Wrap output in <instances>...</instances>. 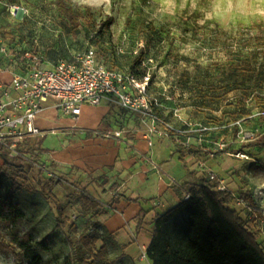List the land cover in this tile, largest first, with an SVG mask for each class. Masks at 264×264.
Listing matches in <instances>:
<instances>
[{
    "label": "rangeland",
    "instance_id": "rangeland-1",
    "mask_svg": "<svg viewBox=\"0 0 264 264\" xmlns=\"http://www.w3.org/2000/svg\"><path fill=\"white\" fill-rule=\"evenodd\" d=\"M57 1L0 0V52L6 48L39 54L43 65L52 68L92 49L109 66L128 70L144 49L145 61L156 75L155 92L164 104L162 120L175 132L168 138L177 147L196 145L210 151L214 157L208 154L204 162L219 156L220 143L229 151H242L224 154L229 161L245 162L241 180L250 188L240 194L234 207L243 219H257L253 230L259 233L257 239L264 248V150L247 147L260 139L264 124L251 94L245 95L238 112L237 97L243 90L234 86L226 95L228 89L224 88L229 84L225 76L229 58L264 50V0H68L76 7L78 24L59 10ZM108 21L111 24L104 25L101 33L90 26L99 28ZM261 65L264 52L255 63L257 69ZM211 85L218 92L209 91ZM47 119L54 124L50 129L60 132L57 117L52 114ZM235 126L239 128L236 139ZM8 162L16 167L18 187L12 189V180L5 179L0 196L13 192L14 201L26 215L24 229L32 233L42 264H62L76 253L70 231L73 224L78 235L97 233L105 243L110 242L112 237L95 227L99 225L96 212L81 205L77 183L68 185L56 174L48 178L47 172L54 173L52 166L37 155L9 156ZM40 184L59 198L71 219L68 227L57 226V211L42 197ZM175 231L176 225H172L170 232ZM101 246L102 242L98 244ZM0 264L16 263L0 254Z\"/></svg>",
    "mask_w": 264,
    "mask_h": 264
},
{
    "label": "crops",
    "instance_id": "crops-1",
    "mask_svg": "<svg viewBox=\"0 0 264 264\" xmlns=\"http://www.w3.org/2000/svg\"><path fill=\"white\" fill-rule=\"evenodd\" d=\"M17 59L13 53L8 56L0 52L3 66L0 96L1 88L8 87L14 76L23 72L24 67ZM7 66L9 70H5ZM119 110L107 103L98 107L84 106L79 119L74 120L59 115L53 109V102H48L36 119V126L42 133L30 139L32 151L52 166L54 173H49L54 177L59 175L68 185L77 183L80 194L86 193L101 203L97 220L101 233L112 237L106 245L114 264H152L143 254L152 242L154 222L157 216L184 199L186 185L193 182L189 172L199 170L203 153H185L184 162L181 161L179 151L187 147H177L173 140L161 136L165 132L161 127L149 134L150 120L122 111L121 114ZM52 114L60 123V132L50 129L54 124L47 117ZM160 116L164 123L166 120H162L161 113ZM118 128L125 131L122 138H105L106 131ZM54 136L69 140H56ZM151 160L159 165V172L153 170ZM244 166L245 162L229 161L224 154L206 162V169L220 181L219 188L233 194L231 207L237 211L236 199L250 190L242 184ZM114 199L118 201L113 203Z\"/></svg>",
    "mask_w": 264,
    "mask_h": 264
},
{
    "label": "trees",
    "instance_id": "trees-1",
    "mask_svg": "<svg viewBox=\"0 0 264 264\" xmlns=\"http://www.w3.org/2000/svg\"><path fill=\"white\" fill-rule=\"evenodd\" d=\"M57 6L62 13L71 17L73 23L78 24L75 18L76 7L73 3H68V0H58ZM84 10L89 9L85 7ZM110 24L111 21H108L99 28L96 25H89L94 32L101 33L103 26L107 27ZM7 50L15 56L25 54L15 50ZM263 52L264 50L255 49L244 57L229 58L226 62L227 73L225 75L229 84L224 87L228 89L226 95L234 91L232 89L234 86L243 90V95L237 97L238 112L243 106V99H246L245 95L251 94L260 112L261 124H264V66L261 65L257 69L255 63ZM101 59L105 66L123 70L116 66H109L103 58ZM145 59L146 51L141 49L134 57L130 68L124 71L130 72L142 80L146 70L141 68V64ZM155 78L156 75L152 74L149 92L157 95ZM208 90L218 92V89L212 85ZM119 109L120 112L130 116L140 117L139 114ZM160 112L157 110L153 112L154 116L158 118V126L168 134L175 135L173 129L167 127L165 122L162 123ZM235 115L237 116L238 113ZM215 122L221 124L217 120ZM235 128L234 139L239 134L238 126ZM32 146L33 142L30 139L22 143L19 148L21 157L18 158H22L24 155L34 156ZM247 147L264 150V133L260 135V139L249 143ZM179 152L183 162L185 153L194 155L203 153L202 158L211 154L203 147L195 145H190ZM241 152L225 149L219 154L233 153L238 155ZM9 156L8 151L0 150V187L2 181L9 178L13 182L12 189H15L18 187L16 167L8 162ZM9 171L12 172L11 175H8ZM189 176L193 179V182L186 185V193L190 198L188 200L183 199L176 207L157 216L154 222L153 239L146 252L147 259L152 264H264V248L258 242L259 233L253 230L257 219L255 217L250 220L243 219L240 213L231 207L234 200L233 194L228 190H221L219 188L220 181L210 179L207 172L197 170L196 172H189ZM40 189L42 197L53 204L57 211V226L59 228L68 227L71 219L65 213L58 197L43 184H40ZM80 199L84 209L95 211L96 215L100 214L101 203L86 193H81ZM127 200L130 202L137 201ZM117 201L114 199L112 202L116 203ZM142 215L141 213L138 217L139 224L142 222ZM25 222L26 215L21 210L20 205L14 201L13 192L0 196V254L12 257L16 264H42L41 255L33 247L32 233L24 229ZM172 225H176L174 234L170 232ZM99 226L98 224L95 225L96 228ZM70 231L74 235L72 244L76 248V253L69 255L62 264H114L109 258L104 237L89 232L78 235V228L75 224L71 225ZM100 242H102V246L98 247Z\"/></svg>",
    "mask_w": 264,
    "mask_h": 264
},
{
    "label": "built area",
    "instance_id": "built-area-1",
    "mask_svg": "<svg viewBox=\"0 0 264 264\" xmlns=\"http://www.w3.org/2000/svg\"><path fill=\"white\" fill-rule=\"evenodd\" d=\"M1 53L11 54L6 48ZM15 57L24 67L23 72L15 75L8 87L1 88L0 96V150L8 151L10 156L21 157L20 145L27 139L41 135L36 119L48 102H53V109L59 115L74 120L79 119L84 106L111 104L139 114L143 120H150L149 134L157 131L158 118L153 112L162 111L164 104L158 95L149 92L152 73L146 61L141 64L146 73L139 80L130 72L105 66L92 49L77 53L72 60L61 61L52 68L45 67L38 54L25 53ZM5 70H9V67H5ZM124 133L123 129L118 128L106 131L104 136L107 139H120ZM161 136L168 137V133L162 132ZM149 145H153L151 140ZM225 148L224 143L219 144V152ZM211 157L214 155L211 154ZM150 162L153 170L159 172V165L153 160ZM198 167L207 172L210 179L217 178L206 169V162L201 160ZM47 177L54 178L49 172ZM189 198L185 193L184 199ZM143 257L147 258L146 252Z\"/></svg>",
    "mask_w": 264,
    "mask_h": 264
}]
</instances>
